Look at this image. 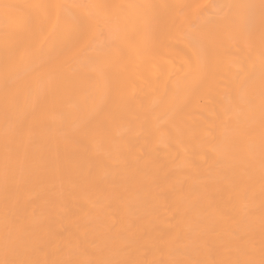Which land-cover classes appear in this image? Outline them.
<instances>
[{"label":"bare ground","instance_id":"obj_1","mask_svg":"<svg viewBox=\"0 0 264 264\" xmlns=\"http://www.w3.org/2000/svg\"><path fill=\"white\" fill-rule=\"evenodd\" d=\"M51 2L94 0H0V46L5 34L35 14L30 6ZM102 2L121 6L120 23L127 28L110 54L108 72L117 93L113 114L103 125L72 141L57 134L60 127L70 129L90 119L94 73L87 69L60 83L63 100L42 115L37 142L25 138L10 144L7 160L5 144L15 138L16 129L0 111V260L9 232L19 244L17 255L54 264L84 262L98 258L100 250L107 254L122 247L107 239L114 230L134 241L129 258L147 264L259 261L264 248L260 98L255 96V111L240 124L232 120L225 127L223 115L240 81L249 72H260L259 45L250 52L219 38L210 40L208 81L194 91L188 108L169 117L176 81L191 79L178 69L198 52L183 38L188 25L175 23L168 10L155 6L202 0ZM146 22L167 46L145 39ZM212 27L201 24L205 33ZM141 200L139 213L130 216L128 205ZM189 235L195 243H176L177 237Z\"/></svg>","mask_w":264,"mask_h":264},{"label":"snow or ice","instance_id":"obj_2","mask_svg":"<svg viewBox=\"0 0 264 264\" xmlns=\"http://www.w3.org/2000/svg\"><path fill=\"white\" fill-rule=\"evenodd\" d=\"M11 7V6H5ZM35 14L11 34H5L0 46V111L10 120L16 129L14 139L5 144L9 159L10 144L17 141L32 144L37 142L35 130L41 126L42 115L55 109L63 100V90L59 86L64 80L81 75V69L94 73L89 89L92 102L90 119L66 129L60 127L57 134L66 141H72L80 132L90 133L103 125L105 118L113 114L117 85L108 72L110 54L117 41L127 30L120 23L121 6L94 0V2L66 5L60 3L36 4L30 6ZM157 10L166 9L174 17L175 23L188 25L183 38L197 49L195 60L189 59L187 65H181L180 72H187L191 79L176 81L175 97L166 113L169 117L184 111L192 102L193 93L203 86L211 74L208 55L209 41L219 38L254 51L259 45V73L249 72L236 88L235 96L223 110L225 127L232 120L237 124L246 121L255 111L254 98L259 96L261 135V166L264 168V0H233L230 3H213L202 0L195 3L163 4L155 6ZM81 9L82 11H77ZM213 25L210 32H203L201 24ZM196 33V35H194ZM145 39H151L161 46H167L151 24H145ZM237 79L242 75L243 66H239ZM41 147L52 151L51 145ZM217 151H221L217 149ZM224 153L221 152L223 158ZM27 159V154L26 157ZM35 179H39L37 174ZM5 190L10 189V177L6 170ZM144 201L131 203L128 214L139 213ZM114 228V226H113ZM123 246L110 249L107 254L100 250L98 258L88 261L61 260L54 264H147L146 261L131 259L130 248L133 240L123 232L110 230L107 237ZM187 240L195 243L191 235L177 237L176 243ZM19 244L9 232L4 239L5 258L0 264H41L23 255H17ZM97 255V254H94ZM13 258H9V257ZM47 264V262H44ZM153 264H181L177 260L154 261ZM188 264H231V262L192 260ZM235 264H264V248L259 261L254 259Z\"/></svg>","mask_w":264,"mask_h":264}]
</instances>
